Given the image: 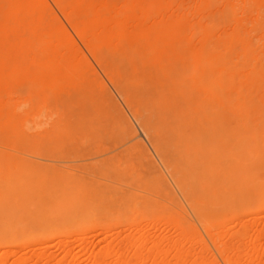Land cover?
<instances>
[{
    "label": "rangeland",
    "instance_id": "obj_1",
    "mask_svg": "<svg viewBox=\"0 0 264 264\" xmlns=\"http://www.w3.org/2000/svg\"><path fill=\"white\" fill-rule=\"evenodd\" d=\"M53 8L51 4L47 13L57 15L74 37ZM78 47L88 60L84 73L12 86L11 97H21L27 113L10 131L0 132V256L24 258L26 241H36L32 246L39 248L42 240L56 233L70 238L85 227L96 230L92 229L96 221L107 224L119 214L139 217L145 212L191 228L194 238L213 251L203 221L182 192L213 224L231 227L239 219L264 213L263 81L251 94L228 79L221 85L214 83L216 79L207 82L211 90L209 85L206 90L196 86L191 108L183 119L174 118L175 130L162 129L164 152L157 151L156 142L148 139L141 120L109 76L82 45ZM126 84L133 88L138 81L132 78ZM139 141L144 147L137 145ZM145 223L148 226L142 228L147 229L150 224ZM100 231L87 233L94 236ZM97 235L89 237L99 244L112 234H100V242ZM49 241L58 258L59 242Z\"/></svg>",
    "mask_w": 264,
    "mask_h": 264
},
{
    "label": "bare ground",
    "instance_id": "obj_2",
    "mask_svg": "<svg viewBox=\"0 0 264 264\" xmlns=\"http://www.w3.org/2000/svg\"><path fill=\"white\" fill-rule=\"evenodd\" d=\"M49 1L74 37L57 15L47 13V0H0V132L10 131L27 113L21 97H11L13 84L84 73L88 60L81 45L133 108L157 151L164 152L162 129L175 130L174 118L183 119L191 108L196 86L206 90L212 79L216 85L228 79L251 94L264 82V0ZM132 78L138 81L133 88L126 84ZM215 91L212 94H218ZM175 183L182 191L177 176ZM182 194L203 221L215 253L177 221L153 212L122 218L119 212L107 224L94 222L96 230L83 228L71 236L72 242L67 233L45 238L41 248L33 247L36 241H26L21 247L28 250L24 258L0 256V264H264V213L239 219L231 227L213 224L187 193ZM145 222L150 224L147 229ZM116 227L119 232L111 231ZM95 231H100L95 238L112 235L98 244L89 235ZM50 239L59 242L58 258L48 247Z\"/></svg>",
    "mask_w": 264,
    "mask_h": 264
}]
</instances>
